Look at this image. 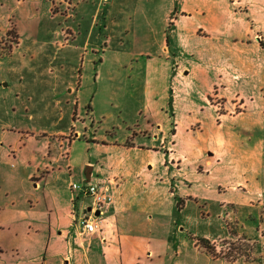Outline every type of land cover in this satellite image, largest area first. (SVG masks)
Wrapping results in <instances>:
<instances>
[{"label":"rangeland","instance_id":"374dc122","mask_svg":"<svg viewBox=\"0 0 264 264\" xmlns=\"http://www.w3.org/2000/svg\"><path fill=\"white\" fill-rule=\"evenodd\" d=\"M94 1L52 0L50 11L40 20L25 22L24 30H28L20 44L15 23H0V28H9L0 40V76L10 83L5 95L15 107L21 109L25 101L32 106L37 114L35 127L56 122L40 114L46 102L53 104L57 99L59 115L77 100V119L63 114L61 125L74 121L83 134L85 125L98 138L125 140L114 144L132 147L133 142L150 140L134 136L143 102L157 96L163 100L169 90L170 114L175 110L186 117L172 127L175 132L174 127H179V136L165 141L179 147L169 153V170L160 165L168 154L165 148L158 154L149 153L155 181L159 185L169 182L170 194L175 193L174 218L182 226L180 233L199 253L231 264H264V0H230L234 27H250V38L235 35L232 41L220 43L232 47L233 60L224 58L210 72L208 79L214 86L201 90L209 92L205 101L196 67L202 55L218 54L211 42H203L209 34L198 31L203 41L186 40L179 55L172 51L176 46L170 36L166 39L172 51L168 61L160 53L164 42L161 9L148 8V17L134 16L139 6H147L146 1L159 0H116L106 16L109 0H102L100 7ZM3 2L12 3L0 0V5ZM98 9L101 13L96 15L90 42L95 48L86 50L83 44ZM23 10L28 7H22L18 17ZM3 13L0 8V17ZM256 34L262 37L260 45ZM150 63L158 65L154 72L158 78L149 71ZM163 64L167 70H162ZM184 70L190 75L185 77ZM72 89L75 93H70ZM49 110L54 112L52 107ZM66 139L73 140V134ZM62 140L67 149L69 142ZM87 140L83 136L81 143L94 146ZM91 156L97 164L99 155L92 151ZM89 203L86 199L85 204ZM200 238L210 241L213 254L201 245Z\"/></svg>","mask_w":264,"mask_h":264},{"label":"crops","instance_id":"0c3cea01","mask_svg":"<svg viewBox=\"0 0 264 264\" xmlns=\"http://www.w3.org/2000/svg\"><path fill=\"white\" fill-rule=\"evenodd\" d=\"M9 1L12 3L3 2L0 5L4 10L0 23H15L20 44L23 43L22 34L28 30H24L25 22L40 20L50 11L52 0ZM75 1L71 0L72 4ZM101 1H97L98 7ZM115 3L116 0L107 2L105 16ZM146 5L149 7L139 6L134 16L136 19L148 17V8L161 9L164 42L160 53L168 61L172 51L174 55L180 54L186 40L199 41L197 33L201 29L209 34L206 41H200L211 42L218 54H210L208 58L202 55L204 58L199 62V68L196 67L199 72L197 75H200V92L202 89L209 91L214 86L208 78L211 79L209 74L216 69V64L224 58L228 60V57L230 61L233 60L232 47L226 43V48L220 43L224 40L232 41L235 35L246 40L250 38V27H245V30L234 27L233 3L230 0H159L156 3L146 1ZM22 7H28V11L23 10L18 17ZM31 8L41 11L40 16L32 15ZM99 10L93 16L83 49L93 51L95 48H91L90 42L95 31L93 26L96 15L101 13ZM153 13L150 10V14ZM8 30L6 26L0 28V40ZM73 35L71 33V39ZM170 36L175 41L176 50L171 51L169 42H166ZM258 37L256 34L254 39L260 45L263 40L261 36ZM219 48L226 50L219 51ZM164 64L163 71L167 70ZM157 70L158 65L150 63L149 71L153 77H159L154 75ZM206 70L209 73L206 74ZM184 73L186 77L188 73L185 70ZM5 80L1 74L0 264H231L206 253H199L191 241L185 240L180 233L182 226L175 223L176 209L173 206L176 200L175 193L170 194V183L164 181L163 185H159L153 177L155 165L150 160V150L156 154L162 152V148L167 150L166 159L160 165H165L169 170L171 167L166 164L167 159L171 162L169 153L179 144L171 142L170 147L165 140L169 136H179V127L178 130L174 127L176 132L172 127L182 123L186 117L175 110L170 114L167 108L169 90L163 100L158 96L154 100L147 98L139 111L134 136L150 138L149 142H133L132 147H125L123 144H114L125 140L98 138L85 125L83 134L74 121L73 124L68 122L67 125H61L63 114H68L70 119H77V100L64 109L65 113L59 115V101L55 99L53 104L46 102L45 109L48 111L42 109L40 114L53 117L56 122L50 126L40 124L35 127L37 114L32 112V106L25 101L21 109L15 107L12 98L5 95L6 88H10V83L7 84ZM74 91L72 89L70 93ZM208 91L201 92L204 101L209 95ZM34 103L37 104L36 101ZM50 107L54 109L53 113ZM71 134L73 140L66 139ZM83 136L87 141H93L94 146L81 143ZM62 139L69 142L67 149ZM159 141L160 145L156 148L155 144ZM92 151L99 155L97 164L92 160ZM145 168L148 172H144ZM73 183L83 186L104 183L113 195L114 203L107 211L110 223L104 235L82 232L80 219L92 201L83 193L73 191ZM179 188L182 189L181 185ZM86 199L91 203L85 204ZM188 204L189 201L186 202Z\"/></svg>","mask_w":264,"mask_h":264},{"label":"built area","instance_id":"2783aa9c","mask_svg":"<svg viewBox=\"0 0 264 264\" xmlns=\"http://www.w3.org/2000/svg\"><path fill=\"white\" fill-rule=\"evenodd\" d=\"M73 191H79L86 197L90 198L92 204L91 212L86 211L84 216L80 219V225L82 232L89 235H104L105 229L109 225L107 211L114 203V197L109 192L107 186L104 183H95L90 185H79L73 183L71 185ZM99 215L96 216V213Z\"/></svg>","mask_w":264,"mask_h":264},{"label":"trees","instance_id":"16d2710c","mask_svg":"<svg viewBox=\"0 0 264 264\" xmlns=\"http://www.w3.org/2000/svg\"><path fill=\"white\" fill-rule=\"evenodd\" d=\"M201 245L209 252V253H214V248L212 247V245L210 244V241L200 238L199 239Z\"/></svg>","mask_w":264,"mask_h":264},{"label":"water","instance_id":"95a60500","mask_svg":"<svg viewBox=\"0 0 264 264\" xmlns=\"http://www.w3.org/2000/svg\"><path fill=\"white\" fill-rule=\"evenodd\" d=\"M87 211L88 212H91L92 211V208H89ZM98 215H99V212L96 213V216H98Z\"/></svg>","mask_w":264,"mask_h":264}]
</instances>
